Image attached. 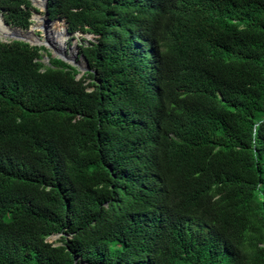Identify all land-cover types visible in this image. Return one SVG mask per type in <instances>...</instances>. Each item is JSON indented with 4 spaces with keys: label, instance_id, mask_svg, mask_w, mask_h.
Instances as JSON below:
<instances>
[{
    "label": "trees",
    "instance_id": "16d2710c",
    "mask_svg": "<svg viewBox=\"0 0 264 264\" xmlns=\"http://www.w3.org/2000/svg\"><path fill=\"white\" fill-rule=\"evenodd\" d=\"M46 12L88 70L0 41V264H264V0Z\"/></svg>",
    "mask_w": 264,
    "mask_h": 264
},
{
    "label": "water",
    "instance_id": "95a60500",
    "mask_svg": "<svg viewBox=\"0 0 264 264\" xmlns=\"http://www.w3.org/2000/svg\"><path fill=\"white\" fill-rule=\"evenodd\" d=\"M29 2V5L31 7L30 9V25L28 26L27 29H20L11 25L6 24L3 19H2V13L0 11V18L2 21V26L5 27L8 31V33L3 34L0 36V41L7 43V42H12V41H18L27 44L28 46H36V47H43L48 51L49 56L51 58H56L65 64L72 66L77 69L78 74L76 77H80L81 74H83L85 71L88 70L87 68V63L84 60L82 55H79L76 49L73 50L70 56H65L63 55L62 52L58 51L54 46L51 44V42L47 38L46 33L43 32V26L48 25L50 26L53 24L55 21H60L57 19L54 20H49L48 15L46 12V3L47 0H40V2H35L34 0H27ZM40 12V14H37V12ZM39 17L40 23L42 24V27L40 29H36L38 32V35L34 33V31L31 30V28L34 26L35 19ZM64 32L67 33L66 29L63 28ZM73 34H78V33H73ZM86 39H89V36H85ZM42 63H47V57L45 55H42L41 58ZM58 237L57 234L50 235L48 239L54 240ZM84 264V263H80Z\"/></svg>",
    "mask_w": 264,
    "mask_h": 264
},
{
    "label": "bare ground",
    "instance_id": "6f19581e",
    "mask_svg": "<svg viewBox=\"0 0 264 264\" xmlns=\"http://www.w3.org/2000/svg\"><path fill=\"white\" fill-rule=\"evenodd\" d=\"M34 1L36 3L40 2V1H37V0H34ZM37 14H40V12L38 11ZM34 21H35L34 26L31 28L32 31H36V29H40L42 27V24L40 23V20H39L38 16H37V18ZM42 28H43V32L42 33H46L47 34V38L51 42V44L54 46V48H56L58 51L62 52L63 55H65V56H70L71 55V53L73 51L67 52V50H66V39H67L68 35L64 32L63 29L58 30L56 32L57 34H55V32H53L52 25H50V26L44 25ZM7 31L8 30L6 29V31L4 33L0 32V36H2L5 33H8ZM55 37H57L58 40H55ZM60 38H62V42L59 41Z\"/></svg>",
    "mask_w": 264,
    "mask_h": 264
},
{
    "label": "rangeland",
    "instance_id": "374dc122",
    "mask_svg": "<svg viewBox=\"0 0 264 264\" xmlns=\"http://www.w3.org/2000/svg\"><path fill=\"white\" fill-rule=\"evenodd\" d=\"M55 22H58L57 24H56V27H54L53 29L54 30H58V29H63V28H65V26H64V24L62 23V21H55ZM52 25V24H51ZM34 33L36 34V35H38V32L37 31H34ZM79 34V33H78ZM72 34H69V36H68V39H67V41H66V47H67V45L69 46L71 43H73V42H75L76 43V47H75V49H76V51L78 52V47L79 46H81L82 44L83 45H86L87 43V41L86 42H83L82 43V40H85L86 39V37H85V39L80 35V38L77 40V41H74L75 39H73L74 37L73 36H71ZM75 35V34H74ZM55 40H58L57 39V37H55ZM89 40H91V38L89 39ZM60 41V40H59ZM62 42V41H61ZM48 241H53V240H51V239H48Z\"/></svg>",
    "mask_w": 264,
    "mask_h": 264
}]
</instances>
